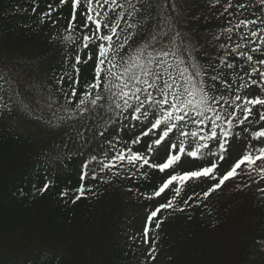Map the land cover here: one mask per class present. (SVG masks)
Returning a JSON list of instances; mask_svg holds the SVG:
<instances>
[{
	"label": "snow or ice",
	"instance_id": "1",
	"mask_svg": "<svg viewBox=\"0 0 264 264\" xmlns=\"http://www.w3.org/2000/svg\"><path fill=\"white\" fill-rule=\"evenodd\" d=\"M209 3L213 8L220 5L219 16L225 17V27L207 41L215 56L194 46L190 36L177 27L173 15L179 12L176 0H160L155 15L151 0H59L55 7L49 4V10L41 14L42 23L47 19L56 24L53 13L65 6L70 9L68 35L63 37L64 67L53 76L55 92L50 89L42 100L21 98L19 93L16 99L12 95L5 99L0 87V109L11 111L13 104H22L36 119L65 131L80 145V155L93 142L98 143L103 151L84 160L81 181L147 180L151 170L164 175L153 192L145 195L148 200L165 199L149 211L141 235L149 261L156 260L155 233L166 219L163 212L185 211L175 201L186 186L209 182L206 190L196 194L202 203L229 180L240 178L243 183H237L238 189L249 187V181L257 185L264 181V0H258L261 15L255 19L246 15L252 0ZM33 4L35 12L36 0ZM150 22L157 31L144 35L143 28ZM137 36L144 43L137 42L133 48ZM198 54L208 57L207 62L202 63ZM89 64L91 78L82 80L81 67ZM237 79L240 83L234 87ZM0 81L9 83L3 77ZM253 86L259 94H239ZM44 111L51 114L47 120L41 114ZM100 120L104 121L102 128L97 127ZM114 125L118 126L113 129ZM136 128L141 129L139 133L133 132ZM110 129L115 132L112 139L106 135ZM125 131L133 133L128 140L119 135ZM237 141L246 145L245 151L220 174L218 169ZM118 142L124 146L118 147ZM141 144L143 148L134 149ZM161 147L165 156L157 161L153 156ZM183 158L210 163L177 171ZM50 187L51 181H46L38 191L42 195ZM257 190L264 196V187ZM91 191L81 183L71 203L87 198ZM60 195L67 197L69 192ZM192 199L188 196L183 204L187 206Z\"/></svg>",
	"mask_w": 264,
	"mask_h": 264
},
{
	"label": "trees",
	"instance_id": "2",
	"mask_svg": "<svg viewBox=\"0 0 264 264\" xmlns=\"http://www.w3.org/2000/svg\"><path fill=\"white\" fill-rule=\"evenodd\" d=\"M58 3L36 0L33 12V0H0V77L9 82L0 81L5 99L9 95L16 99L19 93L21 98L42 100L50 89L55 92L53 76L64 67L63 37L68 35L65 28L70 9L65 6L53 13L56 24L47 19L42 23L41 14L49 10V4L55 7ZM151 3L155 15L160 0ZM176 5L179 12L173 15L177 27L190 36L194 46L215 56L207 41L225 27V17L219 16L221 6L213 8L209 0H176ZM252 5L246 15L255 19L261 15L258 0H252ZM156 31L154 22L143 28L144 35ZM137 42L142 45L144 40L137 36L133 48ZM199 58L202 63L208 60L206 56ZM91 67H81L82 80L91 78ZM239 83L237 79L234 87ZM249 91L260 92L253 86L239 94ZM41 114L45 120L51 115L48 111ZM103 125L100 120L97 127ZM113 129L106 134L109 139L115 135ZM132 134L119 133L124 140ZM117 146L124 145L118 142ZM245 147L234 142L230 156L218 170L222 174L229 170ZM135 148H143V144ZM80 151V145L65 131L36 119L22 104H13L11 111L0 109V264H264V253L257 258L254 253L264 240V196L257 190L264 187V181L259 185L249 181V187L238 189L237 183L243 181L229 180L202 203L196 194L206 190L209 182L186 186L175 201L185 211L163 212L166 219L155 233L156 260L149 261L148 246L141 243V235L149 211L165 199L148 200L145 195L153 192L164 175L151 170L147 180L113 177L109 183L81 181L84 160L103 149L93 142L83 155ZM160 153L155 160L164 158L165 149ZM203 163L210 160L183 158L177 171ZM46 181H51V187L41 195L38 189ZM81 183L92 191L73 204V192ZM64 190L69 192L67 197L60 195ZM172 195L167 193L168 198ZM188 196L193 199L185 206L183 200ZM199 199L203 200L202 195Z\"/></svg>",
	"mask_w": 264,
	"mask_h": 264
},
{
	"label": "rangeland",
	"instance_id": "3",
	"mask_svg": "<svg viewBox=\"0 0 264 264\" xmlns=\"http://www.w3.org/2000/svg\"><path fill=\"white\" fill-rule=\"evenodd\" d=\"M161 148H162V147H161ZM159 152H160V150H159ZM159 152H157V153L153 156V159L157 158ZM259 252H263V253H264V241H261L260 244H259V246H258V248L255 249V251H254V253H255V258H257V257L259 256ZM143 264H145V262H144Z\"/></svg>",
	"mask_w": 264,
	"mask_h": 264
}]
</instances>
